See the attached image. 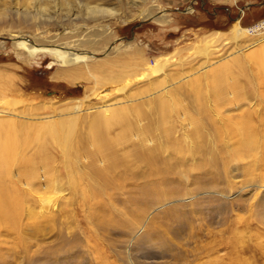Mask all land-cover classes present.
<instances>
[{"label":"rangeland","instance_id":"obj_1","mask_svg":"<svg viewBox=\"0 0 264 264\" xmlns=\"http://www.w3.org/2000/svg\"><path fill=\"white\" fill-rule=\"evenodd\" d=\"M93 6L99 10L88 8ZM261 21L264 0H0V109L29 117L66 112L76 104L86 108L120 102L114 107L126 108V117L134 120L128 102L146 100L148 87H157L160 82L164 86L170 80H179L177 85H181L186 82L182 78L200 75L198 69L206 60L219 59L210 63L215 66L238 55L232 42L225 45L222 35L208 47L197 48L200 39L215 32L225 33L234 25L255 26ZM259 28L264 31V25ZM55 44L76 52H92L84 65L106 59L113 62L103 66L106 72L92 75L81 65L85 76L69 83L57 77V72H75L76 65L61 64L41 49ZM156 59L166 66L149 78L143 77L138 71L143 61L152 65ZM257 59L245 61L256 91L250 103L242 107L217 103L212 95L202 102L195 99L197 93L192 88L181 90L180 103L192 102L195 110L217 109L208 113L204 110L209 114L204 126L210 139L225 116L238 119L249 107L264 122V73L259 80L257 72L264 65V56ZM206 89L203 86L204 92ZM127 98L132 101H125ZM147 103L140 107L152 113L157 103ZM89 111L83 109L82 118L75 121L69 118L59 122L53 116V123L36 128L22 125L24 120L18 116L7 121L10 115L0 113V197L5 194L2 199L7 208L5 220L0 222V264H264V153L259 148L254 163L245 155L236 160L219 156L215 173L186 165L188 171L169 174L165 187L153 189L158 197L149 194L143 199L144 195L133 190L141 206L137 201L131 205L128 189L133 187L129 180L135 179L126 180L125 176L122 187L99 194L89 179L92 168L85 169L79 163L81 147L94 151L91 141H85L89 129H98L104 135L118 130L104 116L96 126L89 125ZM152 118L140 124L154 126L156 118ZM165 119L167 124L173 123V117ZM156 140L157 136L153 138ZM37 144L43 152H35L39 164L31 166H36L40 178L37 174L27 179L33 181L30 185L17 177L19 166L15 164L22 153L33 152L31 146L37 149ZM42 154L51 155L50 162L42 161ZM82 157V163L88 165L86 156ZM245 167L251 174L246 175ZM106 173L110 178L117 174ZM114 191L121 200H111ZM165 192L174 194L165 197ZM170 208H175L174 212L169 213ZM99 212L106 218L102 220Z\"/></svg>","mask_w":264,"mask_h":264},{"label":"bare ground","instance_id":"obj_2","mask_svg":"<svg viewBox=\"0 0 264 264\" xmlns=\"http://www.w3.org/2000/svg\"><path fill=\"white\" fill-rule=\"evenodd\" d=\"M88 8L91 9V11L99 10L97 6L88 7ZM102 13H104V11ZM156 19L157 20L161 19V16L160 17L157 16ZM262 25H264L263 21L257 23L255 26H248V27H240L238 25H234L230 27V29L225 33L215 32L216 35L214 34V36L212 34H208L202 39H200L195 44V47L197 48L208 47L210 43H214L222 35L223 36L222 39L224 40L225 45L227 43L232 42L235 47V52H238V55L235 53L236 55L235 57L226 59V61H222V63L217 64L215 66H211L213 61L209 62V60H206L205 63L202 65V67L198 69L202 71L200 75L191 77L190 79L181 77L182 79H186L185 80L186 82L185 83L183 82L184 84L182 83L181 85H177L179 80L177 83H173L170 80V82L164 83V86L160 82L159 83L160 85L158 84L157 86V87H160L162 85L163 87L160 89H158L157 87H154V88L148 87L147 89L148 91L146 92L147 93L146 95L148 96V98H146V100H143L137 103L134 102V104L132 102H128L129 105H132V107H129V109L133 110L135 113L134 120H131L126 117L125 115V113L127 112L126 108L114 107V105L120 102L104 103L99 106H88L86 108H82L81 105L76 104V105H72L71 107L72 109L69 111L56 112V114L54 113V114L43 115V116L31 115L29 117H26V115L23 116V115L16 114L9 110H4V109H0V113H7L6 115L8 114L10 115V119H6L7 121H11V120L14 121V118L18 116V117L23 118L24 120V121H21L22 125L29 124V125H33L35 128L38 127L36 125H42L44 123H48V124L53 123V121L55 120V119H52L53 116L58 117L56 119L59 122H65L70 119H74L75 121L77 117L83 116L81 114L83 113L81 112L83 111V109L90 110L89 111L90 118H89L88 124L91 126L93 125L96 126L97 120L103 116L107 117L108 119H111L113 121L111 122V124L116 125L115 128L118 127L117 128L118 130L116 131V133H113L112 131L111 134L109 132L108 134L104 135L98 129H95V128L93 130L89 129L90 130V131L88 130L89 136L85 139V141L86 140L88 141V139L91 141L90 145L93 146L94 151L89 150L86 147H81V153L77 155L78 156L77 158L78 159L80 158L79 160L80 162L79 161L78 162L85 169L88 168L89 170V167L92 168L93 171L90 172L91 175H89V179L93 182L92 184L94 185V187L92 186L93 187L92 189L96 190V192L98 191L99 194L100 192H105V189H108V188L118 189L122 187L123 182L121 181L125 176H127L126 180H129L131 178L135 179V180H129L132 183V185H129V186L133 188L131 190L128 189V192L131 193L128 196V203L131 205L132 204L134 205V203L139 199V197L136 198V196L133 195L134 191H138L139 196L144 195L145 198L143 199H147L148 196H150L149 194L153 195V191H156V189L153 190L154 188L166 186L168 182L169 174H174L178 171L181 172V170L185 171V169H187L186 165H191L193 169L194 168L205 169L207 171V174H209L210 172L215 173V170H216L215 167L217 166L216 161L219 160V156L220 158L221 156H224L225 158L229 157L231 159L232 158L234 159V158H242L241 156L245 155V157L247 156L249 157L248 159L252 158V160L254 159L255 161H257L258 156L255 154V151L260 149V151L264 153V140H262L261 142V139H264V122L261 121L262 119L259 118L258 113L251 107L243 111L241 110L242 112L240 113L238 119L236 118L231 119L230 117L225 116L222 122H220V126L217 125L213 129L212 131L213 137L210 139L209 133L206 131L205 126H204L205 120L209 119L207 117V115L209 114L206 115L205 111L206 113H208V112H211L213 109L209 110V109H206L205 107L206 109V110L204 109L205 111L200 108H199L200 110L198 108L195 110L194 108L195 105H193L192 102L190 104H188L187 102L186 104L180 103V99L182 98V97L180 98V93H181V90L184 88H189V90L190 88H192L194 92L196 91L197 98L195 99L199 101H201L202 99L204 100V98L210 99V96L212 95L216 99L214 101H217V103L218 102L219 103L220 102L221 103L222 102L234 103V105H236L237 108L242 107V104L244 103H250V101L252 100L251 97L252 95H254V92L256 91V89H254V87L251 86V75H250L251 72L247 71V68L245 66V61L248 60V58H252L253 60L254 58L257 59L259 56L261 57L264 56V31L259 28ZM92 42L97 43L98 41L92 40ZM92 42H90L89 44L93 45ZM41 49L47 54H50L54 59L59 60L61 64L76 65L73 69V71L76 70L75 72L67 71V70L63 72V74H61V72H57V75H56L57 77L61 76L63 77L64 80H66L69 83H74L80 79H83V76H85V72L81 69V65L84 67V70H86L88 73L92 75L94 72H98V74L103 73L105 71L103 66L104 65L106 66V64L108 65L112 64L113 62L111 59H106L103 62L84 65L83 63H85L89 59V57H91L90 55L92 54V52H89V51L87 52V51H82V50L81 52L79 51L76 52V51H72L69 48V46L64 47V46L57 45V44H55L54 46L52 45L47 46ZM218 60L219 59L215 60L214 62H217ZM258 62L260 63L261 61H258ZM143 63L144 64H142V69L141 70L138 69V71H141V75L143 77H148V78L153 74H157L161 72L167 64V63H161L159 59L154 60L152 65H148L147 61H143ZM257 72L258 73L260 72L259 73L260 74L259 80H260V78L262 77L261 73H264V65L261 66L260 70ZM109 75H108V78L110 77ZM229 79L231 80L230 82H229ZM255 81L257 82L258 80H255ZM150 85L151 83H149V86ZM203 86L207 87L206 89L207 92H204V90H202ZM122 89H124V86L118 88L119 91H121ZM200 90H202L203 92L200 93ZM228 94H231V96L229 97ZM185 98L186 97H184V100ZM129 100L130 98H127L125 101H129ZM130 101H132V99ZM191 101L193 100L191 99ZM146 102H149L147 103L149 104V106L151 104L153 105V103L154 104L159 103V104L155 105L156 108L154 107L155 109H153L152 113H145L140 106ZM150 102L152 103L150 104ZM202 102L201 104L203 105ZM204 105H207V104H204ZM157 106H159L158 107L159 109L157 108ZM129 111L130 110H128V112ZM167 111H170V114ZM215 111H217V109ZM222 113L221 115H223ZM9 115L7 117H9ZM152 115L154 118H156V121H155L156 126L154 123H153L154 126H152V123L150 124V126L148 124H140V122H142L143 120L151 122V120L153 119ZM11 116L12 117L15 116V117L12 118ZM205 116H206V119H205ZM166 117L167 118L173 117V123L172 121H170L171 123L169 122V124H167L168 121H166L167 120L165 119ZM219 117H220V114H219ZM45 118H48L49 120H46ZM164 119L166 123L164 122ZM221 119L222 118L220 117V120ZM25 120L26 121L31 120L34 122L28 123V122H25ZM40 120H44V121H40ZM93 120H95V122ZM111 128L112 127H110V129ZM209 128H211V126ZM179 131H180V137H178ZM152 132H155V134L150 138L149 135L152 134ZM155 136L158 137V140L154 142L153 138ZM85 141H83V143H85ZM148 142H151L152 145L147 144ZM36 147L37 149L31 146L30 150L34 149L33 152H31V154L22 153L20 157L17 159L16 164H15L19 166V170L16 171L17 177L20 178L21 181H26L30 185H33L32 183L33 181L29 180L28 182L27 179L33 178L37 176L38 174L37 169H35L36 166L33 167L34 164L35 165L39 164L37 161L35 162V160L37 159L35 152L38 150L40 152L42 151L41 145L37 144ZM239 151H241V153ZM41 153H39V155H41ZM82 156L84 157L86 156L85 158H87V160L89 161L88 165H85L84 163H82V160H81ZM254 156L257 158H254ZM50 158H51V155L49 154L48 155L46 154L45 156L43 155L42 161L46 163L49 161ZM254 160H253V163H254ZM190 161H192L193 163L195 162V163L192 164L190 163ZM32 163H33V166H31ZM257 164L258 163H256V165ZM247 169L248 168L246 167L244 169L246 175L251 174V170L250 169L247 170ZM107 171L108 172L113 171L115 174L117 172L116 174L117 177L114 175L112 178H110L106 173ZM37 177H39V174ZM43 177L46 178V176H43ZM81 177H82V174L80 178ZM114 180L116 181L113 182ZM164 194H165V197H167L168 195L171 196L174 193L167 195V193L165 192ZM3 195L2 197H0V199L4 197ZM111 195H113L111 200H113V198L116 199L118 197L117 192L115 191L111 193ZM156 196L158 197L157 193H154V195L151 197H156ZM174 196L175 195H173L172 197ZM7 198H8V195H7ZM119 200L121 199H118L117 201ZM5 201L6 200L2 199V201L0 202V222L5 220V214H6L5 209H7L5 205ZM146 201L147 200H145V202ZM114 202L116 201L114 200ZM139 206H141V202ZM112 208H115V206L114 207L112 206ZM144 208L145 206L140 208L139 212L142 211ZM174 210L175 208H170L169 213L170 211L174 212ZM137 211L138 210H136V212ZM98 214H102V220L106 218V216L102 212H99ZM116 214H120V213L116 212ZM127 214L128 213L126 212V215ZM128 220L130 219L127 218V221Z\"/></svg>","mask_w":264,"mask_h":264}]
</instances>
